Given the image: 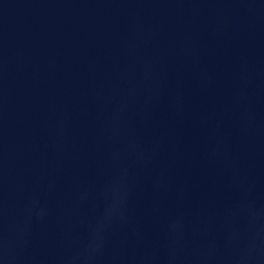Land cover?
<instances>
[{
    "label": "water",
    "instance_id": "1",
    "mask_svg": "<svg viewBox=\"0 0 264 264\" xmlns=\"http://www.w3.org/2000/svg\"><path fill=\"white\" fill-rule=\"evenodd\" d=\"M0 264H264V0H0Z\"/></svg>",
    "mask_w": 264,
    "mask_h": 264
}]
</instances>
